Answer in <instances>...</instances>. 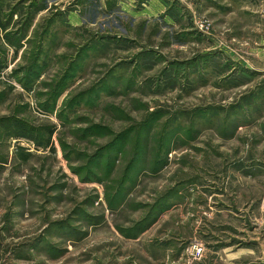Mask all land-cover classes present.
I'll return each mask as SVG.
<instances>
[{
  "label": "rangeland",
  "instance_id": "rangeland-1",
  "mask_svg": "<svg viewBox=\"0 0 264 264\" xmlns=\"http://www.w3.org/2000/svg\"><path fill=\"white\" fill-rule=\"evenodd\" d=\"M0 264H264V0H0Z\"/></svg>",
  "mask_w": 264,
  "mask_h": 264
}]
</instances>
